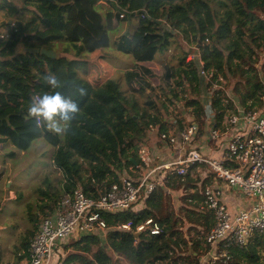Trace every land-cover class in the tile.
<instances>
[{
  "label": "trees",
  "instance_id": "obj_1",
  "mask_svg": "<svg viewBox=\"0 0 264 264\" xmlns=\"http://www.w3.org/2000/svg\"><path fill=\"white\" fill-rule=\"evenodd\" d=\"M105 1L109 8L103 14L97 0H0V28L7 30L0 40V134L5 136L0 137V149L10 140L25 151L38 138L54 148L51 163L64 177L63 192L50 191L47 183L44 194L49 202L39 207L43 214H52L59 199L76 187L96 197L103 186L119 182L120 177L133 179L128 169L142 168L138 151L148 134H156L161 142V135L167 134V125L159 118L164 102L176 108L182 100L179 110L193 118L200 134L208 127L221 128L236 109L225 93L214 89L220 84L218 75L230 80V96L242 110L264 112V56L259 57L264 54V0ZM135 11L143 17L137 18L133 33L113 42L115 51L132 57L130 69L120 78L100 77L94 84L80 78V60L108 49V33L134 18L130 13ZM122 13L125 17L120 18ZM174 44L180 48V55L172 57L175 64L167 61L158 72L147 67L158 52ZM58 45H63L62 53ZM42 49L57 58L41 55ZM189 54L193 57L187 60ZM202 69L213 76L205 79ZM49 72L86 89L83 97L74 88L63 89L78 101L81 111L61 134L36 126L26 115L32 96L45 90L43 77ZM145 91L147 100L139 106L130 93ZM161 97L164 101L158 106ZM247 101L252 103L246 105ZM162 108L166 111L165 105ZM208 170L207 165L195 164L183 177L171 171L159 181L153 176L157 185L150 194H143L128 210L101 214L106 247L96 235L78 234L60 243L66 255L55 251L51 264H118L113 257L123 264H205L213 250L203 244L201 234L209 232L214 222L204 205V191L217 185ZM147 219L162 227L158 235L135 233ZM37 223L33 221L32 231L15 249L16 262L27 258ZM126 223L130 231L117 229ZM228 254L227 264H264V236H254L243 248L229 247Z\"/></svg>",
  "mask_w": 264,
  "mask_h": 264
},
{
  "label": "built area",
  "instance_id": "obj_2",
  "mask_svg": "<svg viewBox=\"0 0 264 264\" xmlns=\"http://www.w3.org/2000/svg\"><path fill=\"white\" fill-rule=\"evenodd\" d=\"M105 4H108L105 0H97L96 5ZM130 14L136 19L143 17L136 11ZM123 17L125 13L120 14V18ZM5 38L6 35L0 31V40ZM201 74L207 80L213 76L205 69L201 70ZM217 81L221 83L222 80L217 78ZM235 109V113L222 122L225 130L237 129L227 143L222 159L205 157L197 149L189 147L182 159L164 166L171 173L183 177L189 165H207L216 181L241 190L250 201H255L248 209L230 214L219 201V191L212 187L205 189L204 205L211 211L214 222L209 232L201 234L203 244L213 250L208 253L205 264H227L230 260L229 247L243 248L254 236H264V112ZM35 123L40 127L39 123ZM196 132L194 123H188L179 133L180 142L189 144ZM220 135V129L210 131V139H217ZM161 140L170 145L177 143L170 134H162ZM138 157L142 165L138 178L120 177L119 182L103 186L96 197L87 196L79 187L64 194L54 212L41 219L38 230L29 240L26 264H51L55 251H61L63 256L60 243L78 234L89 233L104 240L106 224L101 214L128 210L143 194L148 195L156 188L157 180L153 178L154 170L149 169L148 152L140 148ZM117 229L130 231L131 225L121 224ZM161 229L157 222L147 219L135 228V233L158 235Z\"/></svg>",
  "mask_w": 264,
  "mask_h": 264
},
{
  "label": "rangeland",
  "instance_id": "obj_3",
  "mask_svg": "<svg viewBox=\"0 0 264 264\" xmlns=\"http://www.w3.org/2000/svg\"><path fill=\"white\" fill-rule=\"evenodd\" d=\"M101 7L107 10L109 5L105 4L101 5ZM1 20L2 17L0 15V22ZM136 27L137 19L131 18L121 22L116 30L109 32V48L98 53L95 51L96 54H93V57H89L88 59L82 58L80 63L81 65H84L83 67L86 66L88 75L86 76L81 74V71H78L79 77L85 81H88V78L89 81L94 84L95 82L99 81L100 77H110V73L108 71L109 66H114L116 67L115 69L118 70L112 74L114 79L122 77L123 70H129L133 65V59L130 55L115 51L112 48L113 42L120 35H131ZM0 31L4 35H7L6 29L0 28ZM184 44L190 49L195 48L193 43L184 42ZM62 50L63 48L60 47L58 52L62 53ZM179 53L180 48L174 44L172 48H169V50H166L163 53L158 52L155 55V60L152 63L147 64V67L158 72L163 66V63H166L167 61H171L172 64H175L176 62L172 57ZM262 54L259 57L264 56V54ZM192 57L193 54H189L187 60L192 59ZM68 58L72 59L70 56H68ZM259 61L261 62V58ZM219 79L222 81L218 86L216 85L217 87L214 86V89L217 88L221 90L228 97L227 101H231L233 104L235 103V105L238 106V102L230 96V88L228 86V81L230 80L223 79L221 75H218V80ZM151 84L155 87L158 83L153 79ZM122 89L127 91L125 85L122 86ZM127 94H129V92H127ZM130 95L134 100L138 101L137 104L141 103L142 106L143 102L147 100V96L145 97L134 93H130ZM262 97L264 98V95ZM161 99L162 100H160V102H157L158 106L162 103V101H164V97H161ZM179 102L180 103L176 108L167 102H164L163 106L165 105L166 111L163 110L162 105L159 106V110L161 111L162 115L161 117L163 118L169 116L170 118V122L166 123V125H169V127L177 128L176 126L179 127V124L184 127L188 123H191V121L193 122V118L191 116H183L184 113L179 110L180 106L183 104V101L179 100ZM251 103V101H247L246 105H250ZM178 121H181L182 123H178ZM197 141L198 139L196 142ZM53 151L54 148L49 142L45 141L44 139H36L31 144V146L23 152V154H18V156H15L14 158V164H12L13 173L11 176L14 181L12 182V185H10V189L14 194V199L11 201H2L0 199V262L2 264L14 262L16 259L14 253L15 249L20 248L21 239L27 234L28 231H32L33 221L36 220L39 223L41 219L45 217V214H48L47 212L43 214L39 209V207H44V205L49 202L48 195L44 194L47 192V183L51 185L50 191L53 190L54 192H57L58 195L59 193L63 192L62 187L64 184V177L61 171L57 170L51 163ZM18 152H20V150H17V153ZM128 170L132 173L135 171L133 168H129ZM199 178H201V175ZM236 191V195L231 194L235 200H240L242 203L243 201L250 202V200L244 193L241 192V190ZM61 196L62 195L59 197ZM174 200H176V198ZM254 202V200H251L250 206H252ZM241 207H244V205ZM101 244L103 247H106V240H102ZM65 255L66 253H63V257H65ZM112 261H115L118 264H123L120 263L115 257H113ZM22 262H24L23 264H26L27 259H24Z\"/></svg>",
  "mask_w": 264,
  "mask_h": 264
},
{
  "label": "crops",
  "instance_id": "obj_4",
  "mask_svg": "<svg viewBox=\"0 0 264 264\" xmlns=\"http://www.w3.org/2000/svg\"><path fill=\"white\" fill-rule=\"evenodd\" d=\"M97 9L100 12H103V14L107 11L106 9L102 8L101 6H97ZM61 46H63V45H58V48H60ZM112 48H113V46H112ZM98 52H102V51H96V53H98ZM96 53L93 52V53H90L88 55H85L84 59H88L89 57H93V54H96ZM84 61H87V60H84ZM83 66L84 65L83 64L81 65V63H80L78 71H81V74H84L87 76L88 71H86L87 70L86 66L85 67H83ZM115 68L116 67H114V66H112V67L109 66L108 71L110 73V77H112V74L114 72L118 71ZM124 72H125V70H123L122 75ZM87 80L89 81L88 78H87ZM89 82L92 83L91 81H89ZM147 95H148V91H145V93L142 94L141 96L146 97ZM138 105L142 106L141 103H138ZM234 107L240 108L237 105H234ZM161 116L159 118L161 120H163L165 123L170 122L169 116L163 117V118ZM186 126L182 127V129H179L178 126H176L177 128L169 127V125L167 126V134L173 135L176 138L177 143L175 145H170L167 142L159 141L158 136L154 133L148 134V138L146 140V143L143 145H140L139 148H142L148 152L149 158H150L149 169L154 170V176L158 181L163 179L166 172L168 171L164 166L169 164V163L176 162V161L182 159L184 157L185 150L189 147H193V148L199 150L202 153V155H204L205 157H209V158L216 159V160L222 159L224 153L226 152L227 143L230 141V138L237 131V129H232V128L229 130H225L223 123H221V128H219L220 132H221L220 137L217 139H210V131L213 129L212 127L211 128L208 127L203 134L198 133V129H197V132H196V135L194 136L193 141H191L189 144L186 145V144H182L180 142L181 140L179 138V133ZM0 137L5 138V136L1 135V134H0ZM40 139H42V138H38V140H40ZM197 139H198V141L196 142ZM23 152L24 151H20L17 153L16 147L10 142V140L6 144H4L2 146V148L0 149V199L2 201H6V200L11 201L14 199V194H13L12 190L10 189V185H12V182L14 181L11 177L12 173H13L12 172L13 171L12 164H14L13 162H14L15 156H18V154H23ZM10 154H13V156L10 157L9 156ZM132 175H133V179L138 178L139 169L135 170L132 173ZM215 183H217V185L213 186L212 188L219 191V193H220L219 201L221 204H223L225 206V208L227 209V211L230 214L236 213L239 210H245V209L249 208V206L251 205L250 204L251 201L250 202L243 201V203H244L243 204L240 200H235L233 198L232 195L233 194L236 195L237 189H235L233 187H229L225 183L220 182V181H216L214 179L213 184H215ZM248 203H249V205H248ZM243 205H244V207H241ZM47 215H49V213ZM39 223L36 224L35 233L38 230ZM25 259H27V258H25ZM22 261H24V259L19 261V262H16L14 260V262H12V263L7 262L4 264H15V263L16 264H23L24 262H22ZM0 264H2V263L0 262Z\"/></svg>",
  "mask_w": 264,
  "mask_h": 264
},
{
  "label": "clouds",
  "instance_id": "obj_5",
  "mask_svg": "<svg viewBox=\"0 0 264 264\" xmlns=\"http://www.w3.org/2000/svg\"><path fill=\"white\" fill-rule=\"evenodd\" d=\"M43 85L45 90L34 94L29 100L26 115L50 133L66 132L81 108L76 99L63 93V89L74 88L80 97L86 95V89L76 84H67L54 72L43 77Z\"/></svg>",
  "mask_w": 264,
  "mask_h": 264
},
{
  "label": "water",
  "instance_id": "obj_6",
  "mask_svg": "<svg viewBox=\"0 0 264 264\" xmlns=\"http://www.w3.org/2000/svg\"><path fill=\"white\" fill-rule=\"evenodd\" d=\"M49 1H51V0H49ZM7 22H10V21H7ZM40 54L47 57V58H51V59L57 58V54L52 52V51H46V50L42 49V50H40Z\"/></svg>",
  "mask_w": 264,
  "mask_h": 264
}]
</instances>
